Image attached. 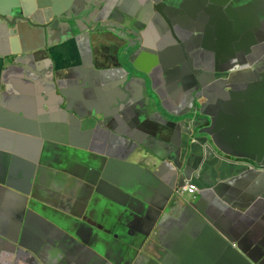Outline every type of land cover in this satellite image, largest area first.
<instances>
[{"label": "crops", "instance_id": "0c3cea01", "mask_svg": "<svg viewBox=\"0 0 264 264\" xmlns=\"http://www.w3.org/2000/svg\"><path fill=\"white\" fill-rule=\"evenodd\" d=\"M52 1L56 8L84 16L78 23L71 21L74 34H65L64 23L52 35L43 26L26 22L0 29V158H22L15 170L34 174L32 194L49 213L28 216L24 245L35 263L18 264H148L150 255L167 264H237L197 222V213H184V201L195 204L228 238L258 258L256 248L264 245V169L215 145L202 150L195 141L193 150L183 156V169L199 193L176 197L181 183L176 164L157 159L183 145L192 109L185 85L189 77H197L199 63L212 65L215 71L225 66L223 59L246 61L231 82L234 85L250 81L246 76L262 70L264 25L256 8L248 6L236 25L234 13H228L220 0H192L182 13L166 7L165 0H90L94 7L89 10L85 0L12 4L43 22L49 8L43 2ZM98 23L105 26L88 29ZM125 23L138 28L130 43L140 41L148 47L136 60L139 68L120 52L124 42L119 27ZM172 23L189 29L184 37L177 38ZM196 31L200 35L193 38ZM189 49L198 53L195 61ZM174 65L181 70L172 76ZM141 77L154 82L158 94L152 114L139 121L136 109L144 100ZM216 81H207L203 92H220V87L209 89ZM256 106L264 104L250 105ZM230 131L237 133L235 124ZM249 134H255L247 137L250 141H260L253 145L254 153L264 155V127ZM70 152L97 158L94 171L101 166L99 158L110 173L123 174L127 162L141 163L146 169L133 181L132 207L124 193L110 188L115 194L108 189L96 192L95 172L87 171L85 159L83 164L69 161ZM164 196L170 200L175 196L176 203L156 221V205ZM22 202L21 196L0 188V264H15V246L6 238L23 231V222L16 223L14 216ZM82 218L87 223L80 227ZM93 228L105 244L99 256L91 245Z\"/></svg>", "mask_w": 264, "mask_h": 264}, {"label": "water", "instance_id": "95a60500", "mask_svg": "<svg viewBox=\"0 0 264 264\" xmlns=\"http://www.w3.org/2000/svg\"><path fill=\"white\" fill-rule=\"evenodd\" d=\"M192 0H165V6L168 7L170 5L173 8L174 12L182 13V10L185 9V6ZM222 6L228 11V13H234V20L235 24L237 25L240 19L246 14V10L248 6H253L259 12V14L263 17L261 20L263 21L264 25V0H220ZM43 5L49 7L46 10V20L40 22V19H35V16L31 13H28L25 9H22L18 5H13L12 0H0V29L4 26L6 29L8 25H19L20 23H28L29 25H41L45 28L48 35L53 34L54 29H58L61 23L66 30V33L70 35L74 34L73 26L71 25V21H75L78 23V20H84V16L82 14L76 15L75 13H70V9L66 12L61 10L60 8H56L54 6V1L52 2H43ZM85 8L91 9L94 7V4L90 0H85ZM166 21H168V15H164ZM103 26L100 23L94 24L89 26L88 29L95 31L101 29ZM171 28L174 34L177 36L178 39L180 37H184L186 32L189 29L185 30L184 26L180 23H172ZM138 33V28L136 25L132 24H122L119 27V38L124 43L121 46L120 52L121 55L128 59V62L134 68H139L137 66L136 60L145 52H148V49L145 44H142L140 41H133L130 43L131 34ZM200 35V31H196L192 33L193 38H196ZM51 36H48V42H50ZM264 40V36H263ZM138 45V47L134 48ZM264 48V45H263ZM193 53L194 61L196 60L197 52L192 49H189ZM262 62V61H261ZM161 63H163L161 61ZM221 63L224 64V67L217 68L215 71L219 76H214L213 66L209 65L208 67L205 66L204 62H201L197 65L199 68V72L197 77L191 76L189 77V82L185 85V90L188 94L192 97V109L188 114H192L197 122L193 127L191 123H188L186 130L184 131L183 145L177 147L176 149L172 150L169 154L162 155L158 157V161H168L169 163H175L179 171V175L181 178L182 185L188 175L184 172L183 165V156L188 155L190 151H192V146L195 141L200 143L202 150L211 147V145H215L221 151L230 154L234 158H245L252 162H254L255 166L258 168L257 170L264 169V155H257L256 152L257 148L253 145L260 144V141H250L249 138H255L249 134V131L252 133H256V131L262 130L264 127V120H257V119H264V112L259 115L252 116L250 113V105L254 104H264V66L261 67V71L256 76V79H251V81L244 80L243 82L239 83V85H234L231 82L233 79L237 78V74L240 72L238 71L241 67H246V61H228L226 59L221 60ZM211 64V61H210ZM159 68V67H158ZM170 70V69H169ZM171 75H175L179 73L181 70L180 67L174 65L172 67ZM127 72H131L127 70ZM145 73L148 74L146 70ZM169 73V72H167ZM152 80V74H149ZM217 77H220L216 83L209 87L210 90H214L215 88L220 87L221 91L215 93L214 91L210 93L203 92V89L206 88L207 81H214ZM246 78H249L246 76ZM129 79V77H128ZM142 85H143V94L144 100L142 103L139 104L137 107V115L138 120L141 121V117L150 116L152 111L156 107V87L154 82L148 83L147 79L141 77ZM153 81V80H152ZM192 86H195L193 89ZM223 87V88H222ZM204 99V100H203ZM231 102H242V108H239L237 105H231ZM223 105V106H220ZM263 107V106H262ZM255 121V122H254ZM223 124L226 127V131H223ZM231 124L236 127L237 133L231 134ZM220 128V129H218ZM249 135V136H248ZM231 137L233 138L231 140ZM264 138V137H263ZM251 145L252 147H249ZM243 149V152H240L239 149ZM191 149V150H189ZM69 156H73V153H70ZM81 156L78 155V159ZM85 165L92 170L93 166L95 165L97 158H86ZM103 160L101 162V166L99 168L96 177L92 179V183L99 189L103 186H109L112 190L117 191L118 193L122 191L124 193V200L128 204L129 207H132V202L135 199V194L133 192V181L137 176L138 171H145L143 165L137 163H126V171L123 174L111 173L108 172L107 169L103 166ZM0 175H3L1 173ZM5 175V171H4ZM16 181H19L17 176L18 174H13ZM33 176H30L28 179V183L31 181ZM0 186L3 188H8L15 193L24 194L26 195L24 190L20 188H16L9 184V181H2L0 179ZM177 188V187H176ZM175 188V190H176ZM175 193V191H174ZM177 197V195L175 194ZM175 196H171V200L168 196H164L163 199L156 205V221L158 216L164 215L167 210H171L175 203L176 198ZM185 202V205L182 206L185 214H191V211L197 213L200 217L197 218V222L205 227V229L212 234L221 244V247L226 248L228 253L231 256H234L238 261L237 264H264V245H259L256 251L259 253L258 259H253L248 253L247 250L241 248L238 242H234L232 239L228 238L220 228L215 225L210 219H208L204 214L196 209L195 204L191 202ZM31 213H42L47 216L49 214L42 207H33L31 206V200L28 199L26 205L22 209L21 214L14 215L16 217V223L23 222V232L20 236V239H12L14 242H18V248L16 249L18 254L16 258L18 260H22L20 257V250L24 246L25 241V228H26V220L28 216H31ZM56 216V215H55ZM62 220L66 222H70L69 219L62 217ZM92 244L95 250L99 253L101 249L104 247V243L102 239L99 237L98 234L94 233L92 235ZM91 244V245H92ZM17 247V246H16ZM25 247V246H24ZM150 264H167L166 261L157 258L155 255H152L150 258Z\"/></svg>", "mask_w": 264, "mask_h": 264}, {"label": "clouds", "instance_id": "9594fccd", "mask_svg": "<svg viewBox=\"0 0 264 264\" xmlns=\"http://www.w3.org/2000/svg\"><path fill=\"white\" fill-rule=\"evenodd\" d=\"M133 41L135 42V40H132V42L131 43H133ZM143 44V43H142ZM135 46V45H134ZM136 47H138V45L137 46H135L134 48H136ZM147 47V46H146ZM147 49H148V47H147ZM144 54H146V52L144 53ZM144 54H142V55H144ZM141 55V56H142ZM140 56V57H141ZM139 57V58H140ZM138 58V59H139ZM241 68V67H240ZM255 71H258L257 70V68H255ZM214 73H216V71L214 72ZM214 76H219V74H217L216 73V75H214ZM216 79H221L220 77H217ZM250 79H253V78H250ZM255 79H256V77H255ZM214 81H216V80H214ZM251 81V80H250ZM142 82V81H141ZM209 82H212V81H209ZM207 86H208V84H207ZM211 87V86H210ZM192 88L194 89L195 88V86H192ZM191 100H192V97H191ZM194 116L192 115V114H189V116L187 117V119L186 120H188V123H191V125H192V127L197 123L196 121H195V119L193 118ZM70 153H73V156H69L70 155ZM70 153H68L67 154V159L69 160V161H72V162H76V163H81V164H83L82 163V158L81 157H86V158H88V157H90V156H87V155H84V154H82V153H79V152H70ZM78 155L79 156H81L79 159L77 158L78 157ZM90 158H93V157H90ZM1 160H4V162H2V163H0V174L1 173H3V175H0V179H2V181H9V184L10 185H12V186H15L16 188H20L18 185H17V183H25V185H27V187L25 186V188H20V189H22V190H24L25 191V193H27L26 195H24V194H19V193H15L14 191H12V190H10V189H8L7 187L6 188H3V187H1L0 186V188L2 189H4L8 194H12L13 196H15V197H17V196H21V198H22V200H23V202H22V204H21V207L19 208V210L15 213V215H19V214H21V212H22V209L24 208V205H26V203L28 202V199H30L31 200V206H32V204H33V207H42L41 205H38L37 203H38V199L36 198V197H34L33 196V194H32V184H31V181H32V179H31V181L28 183V179H29V177L30 176H34V174H29V175H25V174H23V173H17L16 172V170H15V164L16 163H19V162H22L23 160H22V158H20V157H15V156H5V157H3V158H0ZM100 160H101V162H102V160H103V162H106L103 158H99ZM8 162H10V164L8 163ZM104 164V163H103ZM83 165H85V164H83ZM86 166V168H87V171L88 172H95V177H96V174L98 173V171H94L93 169L92 170H90L88 167H87V165H85ZM106 169V168H105ZM4 171H5V175H4ZM18 174V176H17V178H18V180L19 181H16L15 179H13L14 178V176H13V174ZM110 173V172H109ZM114 173H111V175H113ZM95 177H93V178H95ZM92 178V179H93ZM190 184H193V185H195L196 186V184L195 183H193L192 182V180L190 179V180H185V182L182 184V185H178L177 186V188H176V190H175V194L178 196V197H183L185 194H187L189 197H192V196H194L196 193L198 194L199 193V188L196 186V188H197V191H196V193L195 194H189V192L188 191H185L184 189L186 188V187H188ZM96 187V186H95ZM111 189V187H109V186H103V187H100L99 189H97V187H96V192H98V193H103L104 194V189H108V190H110ZM111 191V190H110ZM112 191H114V190H112ZM111 191V193H112V195L113 194H115V193H113ZM114 192H117V191H114ZM118 193V192H117ZM119 193H122V191H120ZM124 196V195H123ZM196 197V196H195ZM194 197V198H195ZM135 200V199H134ZM133 203V202H132ZM128 205V204H127ZM129 207V206H128ZM43 208V210H44V207H42ZM131 208V207H130ZM31 216H46V215H44V214H42V213H31ZM47 216H48V214H47ZM81 221L83 222L81 225H80V227H82V226H84V225H86V223H87V220L86 219H81ZM158 222H156L155 221V224H157ZM24 228V227H23ZM88 231L89 232H91L92 231V229L91 228H89L88 229ZM22 232L23 231H21L20 232V234H17L16 235V237H15V239H17V241H18V239H20V236H21V234H22ZM94 233H96L94 230H93V232H92V235L94 234ZM97 234V233H96ZM92 235H91V239H92ZM12 239H14V238H6V240H9V241H11L12 243H13V245L15 246V251L13 252L14 253V262H15V264H18V263H20V262H24V263H27V262H32V263H35V259L34 258H32V257H30L29 256V253L26 251V249L28 248L27 246H23V248H21V250H20V257L22 258V260H18L17 258H16V255L18 254V252H17V248H18V245H20L18 242H14V241H12ZM73 241H75L74 240V238H71ZM83 240V239H82ZM88 243H90V242H87V244ZM91 244H92V241H91ZM17 246V247H16ZM92 246H93V244H92ZM104 246H105V244H104ZM93 248H94V246H93ZM104 248V247H103ZM102 248V249H103ZM29 249V248H28ZM95 249V248H94ZM102 249H101V251H102ZM29 250H31V249H29ZM101 251L98 253L96 250H95V252H96V254H97V256H99V254L101 253ZM250 255H251V257L253 258V259H258V258H255V257H253L252 256V254L250 253ZM29 256V258H27ZM107 256V255H106ZM152 256L150 255L149 256V261H148V263L150 262V258H151Z\"/></svg>", "mask_w": 264, "mask_h": 264}, {"label": "flooded vegetation", "instance_id": "af4514ba", "mask_svg": "<svg viewBox=\"0 0 264 264\" xmlns=\"http://www.w3.org/2000/svg\"><path fill=\"white\" fill-rule=\"evenodd\" d=\"M255 77H256L255 75L249 76V78H253V79H255ZM262 112H264V107L262 106H256L250 109V113L252 116L259 115Z\"/></svg>", "mask_w": 264, "mask_h": 264}, {"label": "built area", "instance_id": "2783aa9c", "mask_svg": "<svg viewBox=\"0 0 264 264\" xmlns=\"http://www.w3.org/2000/svg\"><path fill=\"white\" fill-rule=\"evenodd\" d=\"M184 190H185V191H188L189 194H195L196 191H197V188H196L195 185L190 184V185H189L188 187H186Z\"/></svg>", "mask_w": 264, "mask_h": 264}, {"label": "rangeland", "instance_id": "374dc122", "mask_svg": "<svg viewBox=\"0 0 264 264\" xmlns=\"http://www.w3.org/2000/svg\"><path fill=\"white\" fill-rule=\"evenodd\" d=\"M92 229V228H91ZM93 230H94V228H93ZM148 264H150V263H148Z\"/></svg>", "mask_w": 264, "mask_h": 264}]
</instances>
